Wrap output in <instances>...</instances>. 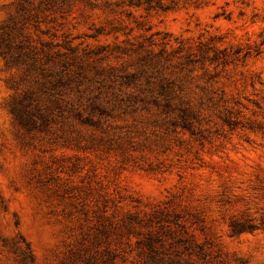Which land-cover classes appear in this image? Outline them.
Listing matches in <instances>:
<instances>
[{"label":"rangeland","instance_id":"rangeland-1","mask_svg":"<svg viewBox=\"0 0 264 264\" xmlns=\"http://www.w3.org/2000/svg\"><path fill=\"white\" fill-rule=\"evenodd\" d=\"M0 264H264V0H0Z\"/></svg>","mask_w":264,"mask_h":264}]
</instances>
